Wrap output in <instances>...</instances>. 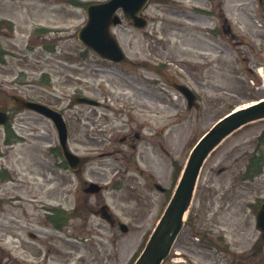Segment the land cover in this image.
I'll return each mask as SVG.
<instances>
[{"label": "rangeland", "instance_id": "374dc122", "mask_svg": "<svg viewBox=\"0 0 264 264\" xmlns=\"http://www.w3.org/2000/svg\"><path fill=\"white\" fill-rule=\"evenodd\" d=\"M94 1L102 0H0V109L9 110L12 117L8 126H0V264H13V255L19 259L27 256L26 251L15 252V236L35 245L37 242L28 235L33 232L38 238L49 235L55 245L61 244L64 236L59 232L58 240L41 204L66 210L64 264H84L83 257L90 264H132L168 200L175 181L172 162L177 175L195 140L215 120L232 108L264 96V0H225L226 18L234 36L226 35L227 43L221 47L224 67L218 68L212 62L215 56H210V74L205 73L204 80L198 82V109L186 108L183 97L171 86L172 80L192 84L184 70L173 62L160 73L140 66L144 40L141 31L127 21L122 20L110 31L129 61H106L78 41L76 32L86 21V3ZM177 71L183 77L176 76ZM138 76L146 82L139 81ZM131 86L153 97L161 94L163 101L178 106L172 116L168 110L153 108L130 121L143 136L138 150H146L151 166L139 159L137 151L138 168L120 167L111 156H98V151L111 146L99 141L96 148L91 140L93 132L104 128L113 127L116 137L125 132L121 124L129 115L121 111V105L133 92ZM79 92L96 96L102 106L73 102L72 96ZM14 94L43 101L63 113L69 148L84 157L77 171L64 163L52 122L18 107ZM143 100L148 106L156 105L150 98ZM263 130L264 119L243 126L207 159L202 177L207 179L211 169L212 185L222 196L231 191L241 192L248 199L264 197V168L249 181L238 176ZM113 147L126 148L118 142ZM261 148L264 161V146ZM220 167L226 168L218 172ZM89 181L103 185V189L94 195L85 193L83 188ZM153 182L167 191L160 192ZM16 195L18 201L14 200ZM103 203L127 223V232L90 212L91 205L97 209ZM238 207L234 205L229 211L231 218L228 214L224 218L230 222L225 220L219 226L226 233L229 250L218 257L210 256L214 264L229 263L232 252L250 251L258 237L253 218L245 219L243 209L240 218L233 216ZM193 236L185 225L163 264L208 261L205 250L192 253L197 249L196 243L192 244ZM72 245L76 247L70 251Z\"/></svg>", "mask_w": 264, "mask_h": 264}, {"label": "flooded vegetation", "instance_id": "af4514ba", "mask_svg": "<svg viewBox=\"0 0 264 264\" xmlns=\"http://www.w3.org/2000/svg\"><path fill=\"white\" fill-rule=\"evenodd\" d=\"M140 15L145 21L144 26L140 28L133 27L141 31V38L144 40L142 59L139 62L140 66L160 70V67H165V62L170 61L178 68L184 70L186 78L192 84L184 82L177 83L185 84L191 89L195 95V102H197V106L194 107L198 109L201 103L199 100L200 84L198 82L204 80L205 73L210 74V56H215L212 62L216 63L218 68L220 66L224 67L225 61L222 58L221 47H224L227 43L226 34L234 36L230 25L227 23L226 1L149 0L141 10ZM210 17H212L211 21ZM128 23L131 24L130 21ZM123 61H129V56ZM159 76L163 77V74H159ZM176 76L183 77L178 71L176 72ZM138 78L139 81L146 82L142 76H138ZM170 83L172 84L173 80ZM130 90L133 92L123 98L121 105V111L127 112L129 115V122L126 121L121 124L124 126L125 132L116 137L113 127L104 128L105 130L101 132H93L91 140L96 148L99 147V141L100 144L106 143V146H111L109 150L98 151V156H111L114 161L119 162L120 167L124 165L127 168H138V153L140 156L139 159L143 160L148 166H151V159L145 154L146 150L141 149L140 152L138 150V143L141 139L143 141V136L137 129H134L130 125V121L134 120L137 114L144 113L145 111L151 112L153 108L158 111L162 109L168 110L169 116H172V114L176 113L178 106L163 101L161 94L153 97L152 95L143 94L141 91L133 88V86L130 87ZM104 97L108 99V96ZM144 98H150V101L156 105L148 106L143 100ZM168 104L169 106L166 107ZM185 106L187 108L186 101ZM91 118H94V116ZM114 141L120 145H124L126 148L113 147ZM146 141L148 143L147 139ZM113 153H119L120 155L117 157ZM119 166H115L114 168ZM225 168L220 167L218 172H221ZM210 175L211 169H208V177L207 179H203L201 171L186 222L190 233L194 235L193 239L195 241H192V244L194 245L196 243L197 248L196 250H192V253L202 250L206 252L205 256L208 261H205L203 264H214L215 261L210 260V256L215 255V257H218L221 256L219 253H224L223 250H229L225 244L226 233L219 226L227 220L224 219L227 214L231 218L232 214H229L231 208L234 205H239L236 208V214H233V216L240 218L241 210L243 209L245 211L244 218L248 219L247 217H252L255 227V216L260 202L257 197L248 199V196L243 195L241 192L232 193L231 191H225L222 196L217 187L212 185ZM242 199L246 200L241 202ZM234 200L236 202H233ZM90 207V211H97L94 206L91 205ZM52 214L54 215L52 221L55 227L54 229L57 232L58 240L61 238L59 232H62V236L66 238L62 215L55 212H52ZM236 228H239L238 223L236 224ZM28 235L37 244L33 245V241L26 242L15 236V252L26 251L27 256L24 259H19L17 255H13L11 258L13 264L65 263L66 248L64 237L61 238L63 239L61 244L55 245L54 241L48 239L49 235L44 238H38L33 232H29ZM239 237L240 233H237V238ZM263 243V240L260 238V232L258 231V237L253 241L250 251L245 254L243 253L244 251L232 252V259L229 263L223 262L221 264H264ZM75 247L72 245L70 251ZM255 257L258 258V261H255ZM82 261L84 264H90L87 257H83Z\"/></svg>", "mask_w": 264, "mask_h": 264}, {"label": "water", "instance_id": "95a60500", "mask_svg": "<svg viewBox=\"0 0 264 264\" xmlns=\"http://www.w3.org/2000/svg\"><path fill=\"white\" fill-rule=\"evenodd\" d=\"M145 1L107 0L89 4L87 6L88 19L78 30V39L93 48L101 56L115 61L121 60L123 52L115 38L109 33V25L120 22L119 17L113 15V13L117 8H122L126 19L131 18L134 25L142 26L143 22L140 21L138 13ZM176 87L188 97L187 90L180 85H176ZM14 98L17 104L33 109L53 121L58 132L62 154L69 167L77 169L82 163L83 158L69 150L67 146V128L61 114L44 104L28 101L18 96H14ZM76 100L98 104L97 101L87 97H77ZM261 118H264V100L223 116L198 140L188 156L181 178L171 199L151 233L142 253L134 264H160L162 259L167 256L177 234L183 226V218L191 202L199 169L208 153L234 129L247 122ZM6 120V114L0 111V123H5ZM86 190L96 192L99 190V185L90 182ZM104 217L112 223L108 215ZM118 224L123 231L127 230V226L124 223L118 221ZM256 225L262 231V236L264 237V202L261 203L258 209Z\"/></svg>", "mask_w": 264, "mask_h": 264}]
</instances>
